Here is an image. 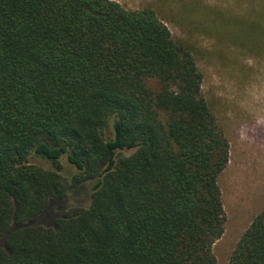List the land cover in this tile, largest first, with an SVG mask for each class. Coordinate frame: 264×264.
<instances>
[{
  "label": "trees",
  "instance_id": "1",
  "mask_svg": "<svg viewBox=\"0 0 264 264\" xmlns=\"http://www.w3.org/2000/svg\"><path fill=\"white\" fill-rule=\"evenodd\" d=\"M247 10L234 39L260 52ZM202 81L150 6L0 0V264H215L229 145ZM229 264H264V208Z\"/></svg>",
  "mask_w": 264,
  "mask_h": 264
},
{
  "label": "rangeland",
  "instance_id": "2",
  "mask_svg": "<svg viewBox=\"0 0 264 264\" xmlns=\"http://www.w3.org/2000/svg\"><path fill=\"white\" fill-rule=\"evenodd\" d=\"M116 1L132 9L154 8L174 39L190 47L203 74L202 94L229 145L228 162L217 178L223 233L212 246L215 264H229L241 235L264 208V48L251 52L243 40L234 39L241 32L237 26L245 20L251 0ZM253 2L256 11L259 6ZM105 136L113 137L111 118ZM30 162L55 166L36 157H30ZM58 164L62 175L75 172L65 158Z\"/></svg>",
  "mask_w": 264,
  "mask_h": 264
}]
</instances>
